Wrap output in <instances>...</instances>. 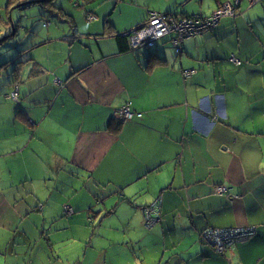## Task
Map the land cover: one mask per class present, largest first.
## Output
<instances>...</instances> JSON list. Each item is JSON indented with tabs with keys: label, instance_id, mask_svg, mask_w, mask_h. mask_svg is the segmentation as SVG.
<instances>
[{
	"label": "crops",
	"instance_id": "1",
	"mask_svg": "<svg viewBox=\"0 0 264 264\" xmlns=\"http://www.w3.org/2000/svg\"><path fill=\"white\" fill-rule=\"evenodd\" d=\"M229 1L54 0L35 43L1 56L0 264H264V0H236L180 53L173 34L136 50L117 40L151 11ZM128 102L142 119L118 121ZM160 195L147 228L140 208ZM238 226L257 234L223 254L200 236Z\"/></svg>",
	"mask_w": 264,
	"mask_h": 264
},
{
	"label": "built area",
	"instance_id": "2",
	"mask_svg": "<svg viewBox=\"0 0 264 264\" xmlns=\"http://www.w3.org/2000/svg\"><path fill=\"white\" fill-rule=\"evenodd\" d=\"M229 3L234 7L232 2L229 1ZM227 14H229V11L221 8L210 15L199 13L193 16H182L176 12L151 11L147 18L148 22L133 31L130 38L131 48L136 50L142 47H151L154 46L158 40L173 34L171 42L177 52L180 53L182 51V44L187 37H197L205 32L213 31L220 19ZM93 19H95V16L89 14L88 20L92 21ZM233 61L237 64L241 63V61L236 58H233ZM194 73L195 70H183V75L186 79ZM15 88L16 89H13V91L8 94V98L18 102L19 92L17 87ZM115 115L118 120L120 118L124 122L135 118L142 119L144 117L143 112L133 108L132 102H128L119 107ZM229 190L230 188L226 185H219L216 187V192L219 194H228ZM161 201L162 198L159 197L150 207L144 209L149 225H153L159 220L160 209L157 210L156 205ZM64 209L69 213L73 211L68 205H65ZM255 233L256 228L252 226L226 228L210 227L204 231V238L217 252L224 253L228 248L235 246L238 242L250 239Z\"/></svg>",
	"mask_w": 264,
	"mask_h": 264
},
{
	"label": "rangeland",
	"instance_id": "3",
	"mask_svg": "<svg viewBox=\"0 0 264 264\" xmlns=\"http://www.w3.org/2000/svg\"><path fill=\"white\" fill-rule=\"evenodd\" d=\"M26 2L27 1L24 0L22 2H19L18 5H23ZM239 2L241 5L243 3L245 5H247L249 0H239ZM6 4H7V0L4 1V6L1 10L2 12L0 13V57L3 55H6L7 51H9L11 48H13L14 53L18 54L20 51L25 49L31 43H35L34 41H31L30 38H32L33 35L40 32L42 25H47L48 21H51L54 19V17H53L54 15L48 13L45 10V7L41 6V3L32 4L31 6L25 8L22 11L16 12L17 10H14L13 11V12H15L14 15L12 12V10L14 8L13 7L11 9V15L10 16H8L6 11H5ZM112 6H113V3L111 5L105 4L104 9L109 10ZM219 8L229 11V14H233V13L235 14V9L229 2H225ZM213 12H214V10H213ZM231 16H234V15H231ZM223 18H225V17H223ZM10 20H11V22H10ZM220 20H222V18ZM147 22H148V19H146V21L144 23H147ZM187 38H189V37H187ZM31 52H32V49H31L30 53ZM4 59H7V58H4V57L0 58V65L4 64V61H5ZM11 102H13V101H11ZM119 120H120V122H124L120 118H119ZM118 202H119V206H120V204L122 202H120V201H118ZM64 211L66 213H69L65 209H64ZM142 215H143V213H142ZM94 226L97 227L98 224H94Z\"/></svg>",
	"mask_w": 264,
	"mask_h": 264
},
{
	"label": "trees",
	"instance_id": "4",
	"mask_svg": "<svg viewBox=\"0 0 264 264\" xmlns=\"http://www.w3.org/2000/svg\"><path fill=\"white\" fill-rule=\"evenodd\" d=\"M8 1V0H7ZM22 1H24V0H9V4H17V5H15L14 7H15V9H20V8H22V9H25V8H27V7H29V6H31L30 4H28V2L29 1H31V0H25V1H27L25 4L26 5H18V3L19 2H22ZM235 1L236 0H231L230 2H232V4L234 5V7H236V5L237 4H235ZM257 1V0H256ZM39 3H41V6L42 7H45V6H48V7H51V6H55V4H54V0H41V2H39ZM38 3V4H39ZM19 8H18V7ZM219 9V8H218ZM205 15V14H204ZM210 15V14H209ZM9 16H10V14H9ZM187 16H191V15H187ZM87 19H88V17H87ZM10 22H11V20H10ZM110 24V23H109ZM142 26V25H141ZM140 26V27H141ZM140 27H138V28H140ZM113 27L112 26H109V28H108V30H107V32L110 30V29H112ZM137 28V29H138ZM216 28V27H215ZM215 28H214V30H215ZM137 29H135V30H137ZM135 30H131V31H129V34L128 35H124V36H122V35H120V36H117V40H118V42L122 45V49L123 50H129V49H131V35L133 34V31H135ZM111 32H109V34H110ZM172 37H173V35H172ZM34 38V37H33ZM172 39V38H171ZM30 48H32V47H30ZM21 53H23L24 52V49L22 50V51H20ZM34 60V58H32V59H29V61H27V62H30V61H33ZM19 61V60H18ZM33 64L35 65V66H37L39 63H37V62H33ZM40 65V64H39ZM159 197H161L162 198V196L160 195V196H157L152 202H150L149 204H146V205H143V206H141V211H142V213H143V216H144V221H145V223H146V227L147 228H152L153 226H155L156 224H158L159 222H161V218H162V211H163V199H162V201L161 202H159L157 205H156V209L158 210V209H160V212H159V220L158 221H156L155 222V224H153V225H149L148 224V220H147V217H146V213H145V208L146 207H150L154 202H155V200L157 199V198H159ZM65 206V205H64ZM63 209H64V207H63ZM207 228H210V227H207ZM207 228H205L204 230H202L201 232H200V236H201V239H202V241L204 242V243H207L208 245H210L209 244V242L204 238V231L207 229ZM219 228H226V227H219ZM257 234V229H256V233L250 238V239H252L255 235ZM250 239H248V240H250ZM248 240H245V241H248ZM243 242V241H242ZM239 243V242H238ZM211 246V245H210ZM212 247V246H211ZM213 248V247H212ZM214 249V248H213ZM215 250V249H214ZM215 252H217L216 250H215ZM217 253H219V252H217ZM219 254H223V253H219Z\"/></svg>",
	"mask_w": 264,
	"mask_h": 264
},
{
	"label": "water",
	"instance_id": "5",
	"mask_svg": "<svg viewBox=\"0 0 264 264\" xmlns=\"http://www.w3.org/2000/svg\"><path fill=\"white\" fill-rule=\"evenodd\" d=\"M39 2H41V0H31V1L28 2V4H30V5L35 4V3L38 4ZM24 5H26V4H24ZM128 34H129V32H124V33H122L120 35L124 36V35H128Z\"/></svg>",
	"mask_w": 264,
	"mask_h": 264
},
{
	"label": "flooded vegetation",
	"instance_id": "6",
	"mask_svg": "<svg viewBox=\"0 0 264 264\" xmlns=\"http://www.w3.org/2000/svg\"><path fill=\"white\" fill-rule=\"evenodd\" d=\"M194 15H197V14H194ZM193 16V15H192Z\"/></svg>",
	"mask_w": 264,
	"mask_h": 264
}]
</instances>
